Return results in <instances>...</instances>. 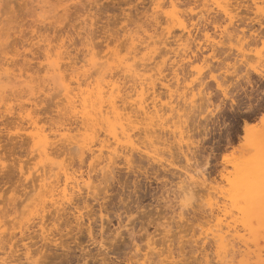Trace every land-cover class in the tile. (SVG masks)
<instances>
[{"label": "rangeland", "instance_id": "obj_1", "mask_svg": "<svg viewBox=\"0 0 264 264\" xmlns=\"http://www.w3.org/2000/svg\"><path fill=\"white\" fill-rule=\"evenodd\" d=\"M46 1L49 2L47 3L49 7L43 8L45 12L36 7H39L37 4L41 2L44 5ZM173 1L176 2L177 5H174L177 7L173 6ZM57 4V0H0V42L2 41L0 61L7 63L6 66L10 72L14 71L16 74L24 72L23 76L17 78L15 82L5 80L7 83L9 82V85L0 97V264H142L147 255L150 258L147 263L160 264V260L164 256L158 254L164 253L165 255L168 251H172L175 255L177 259V263L175 259V264H201L205 254L209 259L211 258L212 264H215L216 261L213 259L215 242L211 237H209L210 240L209 238L204 239L203 232H201L204 231L202 229L210 228V224L214 221H210L213 217L209 203L213 201L214 203L211 202L213 206L217 202L219 205L229 204L227 203L229 201L225 199L227 197L225 193L230 188L229 178H233L236 174L235 165L256 154L255 145L264 132V123L260 121L262 112H264V0H72L67 2L69 11L67 10L66 13L62 11L61 7L57 8ZM46 8L51 11L48 12ZM57 12L59 13L56 16ZM50 13L52 15L55 13L56 17H52ZM47 14L50 15L49 18L46 17ZM169 14H172L173 17ZM167 18L168 20H166ZM157 20L158 27L156 26ZM180 20L183 21V26L178 23ZM169 27L171 34L168 33ZM155 29L157 33H154ZM148 33L156 34L157 38L162 39L163 37V40H167V47L162 44L161 39L156 37L158 42L155 44L153 41L151 43L149 41L148 47L145 40L149 38ZM81 36H85L86 39H88L86 36H89L91 40L87 42ZM130 36L131 38L135 37V46L142 52L153 50L158 46L164 54L161 56L156 53L154 54L156 60L150 61L142 57L143 53L135 56V53L130 51L132 50L129 46L132 43ZM117 37L119 40L115 41ZM40 39L42 40L40 41ZM43 39H47V41L43 42ZM36 41L40 47L37 46ZM48 41H50L51 47L53 46L52 48L64 44L65 48L62 50L71 52L72 59L64 54L66 57L59 61L62 64L68 63L63 64L62 71L65 68L67 71H63V74L66 72L65 74H68L66 76L71 78H66L64 74V80L68 79L69 82H65L70 83L77 93L83 90L80 94L78 93L80 97L86 96L93 86L95 90L99 85H102L100 80L105 82V85H102L104 89L107 88L105 91L108 92L110 89L111 92V83L115 82V79L116 81L119 79V84L122 85L121 89L123 88V93L126 94L125 92H130V90L132 93L133 87L138 84L135 77H139L140 81H145L141 77H146L147 81L152 75L154 77L158 75L159 81L158 77H152L157 79L156 82L159 84H157V93L161 91L160 97L164 99V102H172V105L168 103V108L166 106L169 111H166L168 114L165 117L170 115L166 120H169V124L166 123L169 125H167V131L175 134L167 132V135L166 132H162L161 136L166 140L165 143L155 142V138L154 146L151 137L153 134L148 133L147 135L144 132L145 121L143 120V124L142 117H140L141 119L136 118V115H142L136 114L137 109L135 110L134 106L127 103L134 109L126 106V109L131 113L124 110L131 118H129V122L127 121V126L132 125L131 133L135 132V135L133 133L134 137L131 139L134 138L136 146L139 147L138 149H136L137 147L128 149L126 143L122 145V148L120 146V149L124 147V149H128V153L131 152L130 160L126 161L127 158L122 154L124 152H121L115 159V164L113 163L114 172L112 171L113 174H111L113 177L108 176L110 174L108 173L109 178L106 176V179L103 180V174H100L98 169L99 166L96 167L97 169L94 167L97 173L93 172L94 168L89 164L91 160L89 152L85 154L84 163L80 160L77 152L62 153V141H58V134L56 135L58 130L63 131L70 127L73 130L71 134L80 137L79 135L83 134L85 127L83 128L80 113L74 115L70 104L66 103L67 99L61 98L65 97L63 88L59 87L60 93L59 88L52 90L54 84L49 79L52 73H48L47 61L43 55L44 49L41 50V47H44L43 45ZM30 42H35V45L31 47ZM86 42L89 45H86ZM90 43L95 44V56L86 54L88 52L86 49L91 46ZM107 43L118 52V55L115 56L116 59L108 52ZM143 44L146 45L143 46ZM2 47L3 49H1ZM30 48L35 49L29 52ZM24 54H28L29 64L28 61H25ZM35 54L41 57L32 58ZM109 56L110 58H108ZM92 57L96 62L102 61V63L98 62L99 65L104 62V64L113 62L110 64H113L112 69L109 68L110 73L107 71L108 69L101 73L98 70L99 73H96L97 69L91 70L90 67L93 68L91 65L86 67L88 70H82L85 68L82 67V64L88 65ZM163 57L166 58L162 69L164 74H160L154 65L159 61L162 62ZM51 60L56 61V55H53ZM70 60L77 62L75 64L77 71H75L76 67L72 69L73 67L71 68L69 65L71 64ZM41 61L46 65L43 66ZM121 61L124 62L119 66L118 63ZM135 61L138 62L136 63L138 66L134 65L137 66L135 68H139L137 71L141 72V75L144 74L143 76H136L130 74L131 72L124 71L125 64H135ZM143 62H147V70H145L146 64L143 67ZM150 66L153 67H151L152 71ZM17 68L18 70H16ZM38 69L40 71H37ZM131 75L134 76V80ZM249 77L250 81L247 79ZM33 78H35L32 83L36 94L34 97H40L32 98V100H42L39 101L40 103L37 101L36 106L29 104L31 95L26 87L27 82ZM110 79L112 81H109ZM161 80H165L169 88H164L161 85ZM107 81L111 83L108 84ZM23 94L26 95L23 96ZM149 96L151 97L149 98ZM183 96L188 98L184 97L188 102H185ZM117 99L119 100L118 97ZM149 99L152 100V94H148V102H151ZM162 99L159 101L160 104ZM120 103L122 104L121 101ZM22 104L27 106L25 109L36 107L32 109V113H34L35 120L38 119L37 123H33L28 119V116L18 114ZM106 104L109 103L106 101ZM106 104H104L105 109L108 108ZM171 106L176 109L172 110ZM134 117L140 120H135ZM78 121L79 123H77ZM136 121L140 124L134 123ZM246 123L255 127L246 130ZM175 124L176 126H174ZM133 125L137 128H133ZM37 128L42 129L45 134L47 133L50 138L49 142L57 139L52 144L53 146L50 144L52 142L49 143L50 145L47 143L46 154L41 153L42 150H39V146L32 136ZM181 129L183 134L180 133ZM153 136L155 137V134ZM169 140L170 143H168ZM56 143L57 145L54 146ZM147 145L148 148H146ZM140 148H143L141 152H139ZM147 149L150 150L149 153L146 152ZM132 150L136 151L132 152ZM48 152L49 154H47ZM55 162L69 165L70 170H77L78 174L83 170L86 177L87 174H90L92 185L93 183L95 185L92 186L94 189L92 191L91 187L88 189L86 185L85 187L81 184L80 188L82 189L76 191L72 202H64L60 206V208L64 206L62 208H65V211L57 209L59 205L53 203L49 191H47L48 186H52L50 189L55 186V184L53 185L56 181L53 179L55 177L49 178L48 172L46 182L41 180L44 177L42 173L45 168H50ZM38 164H41L40 167ZM17 165L19 166L17 167ZM72 165L73 167H71ZM197 170L200 173L204 172L207 183L216 188L209 193L200 189L202 187L198 185L199 187L196 186V189L200 190L195 191V189V192H192L193 197L191 194L185 196L180 190V184L184 178L183 172L195 173L194 171L197 172ZM22 173L27 174L22 175ZM36 176L38 180L35 179ZM33 179L37 181L34 182ZM47 181L53 182L50 184ZM45 183L49 184L47 190ZM96 186L98 187L96 188ZM40 190H44L43 193ZM206 193L207 195H204ZM58 196L57 193L56 197ZM34 199H38V203ZM38 204L39 206H37ZM229 206L230 204L227 207L229 208ZM77 208L79 210L78 220L72 214ZM181 210L183 216H180ZM227 210L229 211V209ZM228 211V218L236 213L234 211L232 214ZM178 224L184 227L185 232H181L183 230ZM164 225L170 226L165 228ZM162 227L165 228V231ZM171 228V232H168ZM185 229L188 231L186 232ZM164 234L166 235L164 236ZM178 236L180 237L178 238ZM150 243H152V247L150 245L148 248ZM261 246H263V242ZM251 247L252 252L245 257L247 259L250 256L249 264H263L264 251L260 252L254 244H251ZM255 256L257 257L255 258ZM238 258L241 259V256ZM245 264H248L247 261Z\"/></svg>", "mask_w": 264, "mask_h": 264}, {"label": "bare ground", "instance_id": "obj_2", "mask_svg": "<svg viewBox=\"0 0 264 264\" xmlns=\"http://www.w3.org/2000/svg\"><path fill=\"white\" fill-rule=\"evenodd\" d=\"M39 1H42V0H39ZM68 1H72V0H57V8H59V7H61V9H62V11H64L65 13L67 12V10L69 11V9H68V5H67V2ZM79 1V0H78ZM172 1V0H171ZM39 3V2H38ZM47 3H49L48 1H46L45 3H44V5L42 4V2L40 3V4H37V5H39V7L38 6H36L37 8H40V9H42L43 11H44V7L45 6H48V4ZM86 3V2H85ZM42 4V5H41ZM70 4H72V3H70ZM70 4H69V6H70ZM75 4H77V3H75ZM160 4V3H159ZM173 6H175V5H177L176 4V2H174L173 1ZM175 4V5H174ZM41 5V6H40ZM73 5V4H72ZM158 5V4H157ZM161 5V4H160ZM49 7V6H48ZM88 7V6H87ZM157 7V6H156ZM160 7V6H159ZM162 7V6H161ZM175 7H177V6H175ZM47 9V8H46ZM45 9V10H46ZM85 9V8H84ZM89 9V8H88ZM38 10V9H37ZM83 10V9H82ZM47 11H48V9H47ZM46 11V12H47ZM50 11H51V9H50ZM50 11H48V12H50ZM54 11V10H53ZM88 11V10H87ZM42 12V11H41ZM45 12V11H44ZM58 13L59 12H57V14H56V16L58 15ZM142 13V12H141ZM168 13V12H167ZM51 14V13H50ZM55 13H53V15L51 14V16L52 17H54L55 15H54ZM146 14V13H145ZM68 15H69V13H68ZM42 16H43V14H42ZM50 16V15H49ZM49 16H48V14H47V16L46 17H48L49 18ZM55 16V17H56ZM63 16V15H62ZM145 16H147V15H145ZM169 16H172V14L170 15L169 14ZM177 16V15H176ZM176 16H174L175 18H176ZM179 16V15H178ZM45 17V18H46ZM64 17V16H63ZM173 17V16H172ZM148 18H149V16H148ZM47 19V18H46ZM152 19V18H151ZM156 19V17L154 18V20ZM158 19V18H157ZM174 19V18H173ZM159 20V19H158ZM158 20H157V23H156V26H157V24H158ZM166 20H168V18L166 19ZM178 20V19H177ZM60 21V20H59ZM151 21V20H150ZM56 22V21H55ZM44 23H46V22H44ZM53 23V22H52ZM178 23L181 25L182 24V26L184 25L183 24V21H178ZM60 24V23H59ZM88 24V23H87ZM3 27V26H2ZM152 27V26H151ZM158 27V26H157ZM82 28V27H81ZM150 28V27H149ZM1 29V28H0ZM91 29V28H90ZM157 29V28H156ZM155 29V31H154V33L157 31ZM86 30V29H85ZM84 30V31H85ZM94 30V29H93ZM4 31H6V30H4ZM37 31H38V29H37ZM40 31V30H39ZM150 31V30H149ZM7 32V31H6ZM93 32V31H92ZM151 32H152V30H151ZM165 32V31H164ZM8 33V32H7ZM37 33V32H36ZM154 33H152V34H150V33H148L149 35H147L149 38L148 39H145L146 40V42H147V46L148 45H150L149 44V41H150V43L153 41L155 44L158 42V38L159 39H161L160 37H158L157 38V35L156 34H154ZM157 33V32H156ZM159 33V32H158ZM167 33V32H166ZM168 33L169 34H171V29H170V27H169V31H168ZM91 34V33H90ZM93 34V33H92ZM127 34V33H126ZM36 34L34 33V36H35ZM88 35V34H87ZM124 35H125V33H124ZM129 35V34H128ZM134 35V34H133ZM160 35V34H159ZM158 35V36H159ZM39 36V35H38ZM41 36V35H40ZM117 36H118V34H117ZM122 36V35H121ZM126 36V35H125ZM124 36V37H125ZM138 36V35H137ZM161 36V35H160ZM164 36V35H163ZM37 36H35V38H36ZM69 37H71V36H69ZM82 37V36H81ZM88 39H86L85 38V36L84 37H82V38H85L86 40H87V42H88V40H91V39H89V36H86ZM92 37V36H91ZM126 37H128V36H126ZM157 39H156V38ZM5 38V37H4ZM43 38H46V37H43ZM118 38V39H117ZM117 38H115V41L116 40H119V37H117ZM139 37H137V39H138ZM33 39H34V37H33ZM32 39V40H33ZM48 39V38H47ZM47 39H43V42L44 41H47ZM71 39V38H70ZM128 39V38H127ZM126 39V40H127ZM130 39L132 40V43H130V45L129 46H131V48H132V50H130V51H132V52H134L135 53V56L136 55H139V54H141L142 55V53H143V56L142 57H144L145 59H147L148 61H150V60H154L155 59V57L156 56H154V54H158V55H161L162 56V54H164V53H162L163 52V50L161 49L160 50V48L158 47V46H156L155 47V49H153V50H150V51H148L147 50V52H142V50H140V48H137V46H135L136 44H135V37L133 36V38H131V36H130ZM142 39V38H141ZM140 39V40H141ZM164 39H165V36H164ZM1 40V39H0ZM3 40V39H2ZM31 40V41H32ZM39 40V39H38ZM42 39H40V41H41ZM125 40V39H124ZM125 40V41H126ZM131 40H130V42H131ZM144 40V39H143ZM143 40H141V41H143ZM84 41V40H83ZM129 41V40H128ZM138 41H139V39H138ZM138 41H137V43H138ZM160 41V40H159ZM2 42V41H1ZM1 42H0V44H1ZM85 42V41H84ZM86 42V43H87ZM109 42V41H108ZM140 42V41H139ZM145 42V41H144ZM143 42V43H144ZM161 42H162V44L164 45V46H166L167 47V40H163V37H162V39H161ZM36 43H37V41H36ZM74 43V42H73ZM30 44V46L32 47L33 45H35V42L34 43H32V42H30L29 43ZM38 44V43H37ZM91 44V46H89L86 50L88 51L86 54L87 55H90V54H92V55H94L95 54V44L94 43H90ZM93 44V45H92ZM140 44H142V43H140ZM40 44H38L37 46H39ZM86 45H89V43H87ZM144 45H146V44H143V46ZM1 46V45H0ZM3 46V45H2ZM27 46V45H26ZM44 47H41V50L42 49H44V53H43V55H44V58H45V60L47 61L46 62V64H47V70H48V73L50 72V73H52V76H51V78H49V79H51L52 80V82L51 83H53L54 84V87L53 86H51V87H53V89L52 90H56V88H59V87H61V89L63 90V92H64V95H65V97L63 98V97H61L62 99H67V101H66V103L68 102L69 104H70V106H71V108H72V113L74 114V115H77V113H80V116H81V120H82V123H83V128L85 127V131L83 132V134L82 135H79L80 137H78V136H76L75 134H71V131H73L72 130V128H70V127H68V128H66V129H64L63 131L62 130H58V132L56 133V135L58 134V141H62V143H61V148L63 147V150H61V152L62 153H66L67 152V154L68 153H71L72 154V151H74V152H77L78 153V155H79V158H80V160H82V162L84 163V158L86 157L85 156V154L86 153H88L89 152V157H90V166H92L93 168L95 167H98L99 166V171H100V174H103V180H104V178L107 176V174L108 173H110V174H108V176H110L111 174H113L112 173V171L114 172V167H113V165L115 164V159L121 154V152H124V153H122L126 158H127V160L126 161H128V160H130L129 158H130V154H131V152H129L128 153V149H135L137 146H136V144H135V142H134V138H133V140L131 139L132 137H134V136H132V134L134 133V135H135V132H132L131 133V126H127V121L129 120V118H130V116L128 115L127 116V113L126 112H124V110L126 109V106H128V107H130V105L129 104H127V103H130L131 104V106H134L135 107V110H136V114H141L142 116H137L136 114V118L137 117H142V123H143V120L145 121V124H146V127L144 128L145 129V133H147V135H148V133H152L153 135L155 134V137L152 135H150L151 137H152V139H153V145L155 144V142L157 141V142H164L165 143V139H163V137L161 136V133L162 132H166V134H167V132H169V130L167 131V129H168V124H169V120L168 121H166L167 120V118L169 119V117L168 116H170V115H168L167 117H165V115H167L168 113H166V111L168 110V109H166V106L168 105V101H166V102H164V99H162V97H160L161 96V91H159L158 93H157V79H154V78H156V77H158V75L157 76H153L152 75V77H154V78H152V77H150V79L149 80H147L146 81V77L145 78H142L141 77V79H144L145 81H140L138 78L139 77H135V78H137V80H138V84L137 85H135L134 87H133V90H132V93H131V90H130V92H125L126 94H124L123 93V88L121 89V87H122V85L121 84H119V79L116 81V79L114 80L115 82H110L111 83V92H110V89H109V93L108 92H106L105 90L107 89V88H105L104 89V85H105V82L104 81H102V80H100L101 82H103V83H101L100 82V84H104L103 86L102 85H99L95 90H94V86L92 87L93 89L92 90H90L89 92H87L88 94L86 95V96H82V97H80V96H78L83 90L82 89H80V90H82L79 94L77 93V91H74V89H73V87H71L70 86V83H66L67 81L69 82V80L67 79V80H64V74L66 73H64L63 74V71H65L66 69L64 68V70L62 71V67H63V64L64 63H66V64H68L67 62H64L63 64L59 61L60 59L61 60H63L66 56L64 55V54H66L67 55V57L68 58H70V59H72V54H71V52L70 51H67V50H65V49H63L62 50V48H65L64 46V44H61L60 46H57V47H54V48H52L51 47V45H50V41H48L45 45H43ZM83 46V45H82ZM36 47V46H35ZM40 47V46H39ZM38 47V48H39ZM84 47V46H83ZM106 47H107V50H108V52L109 53H111V56H113L114 55V57L115 56H117L118 55V52L115 50V48H113V47H111L110 45H109V43H107L106 44ZM149 47V46H148ZM5 48V47H4ZM67 48V47H66ZM128 48H130V47H128ZM145 48V47H144ZM1 49H3V47L1 48ZM8 49V48H7ZM35 49V48H34ZM34 49H32V48H30V51L29 52H32V50H34ZM68 49V48H67ZM85 49V48H84ZM96 50H97V48H96ZM146 50V49H145ZM160 50V51H159ZM11 51V50H10ZM98 51V50H97ZM96 51V52H97ZM7 52V51H6ZM16 52V51H15ZM34 52V51H33ZM35 52H37V51H35ZM34 52V53H35ZM66 52V53H65ZM131 52V53H132ZM20 54H22V52H19ZM34 53L32 54V55H34ZM16 54V53H15ZM19 54V55H20ZM29 54V53H28ZM28 54H24V59H25V61H28V59H29V57L27 56ZM133 54V53H132ZM165 54H166V52H165ZM1 55V54H0ZM53 55H56V61H52L51 59H52V57H53ZM97 55V54H96ZM38 57V56H40V55H37V54H35V56L34 57H32V58H35V57ZM86 56V55H85ZM95 56V55H94ZM103 57H104V55H102ZM105 56H106V54H105ZM41 57V56H40ZM119 57V56H118ZM122 57V56H121ZM126 58H128V56H125ZM159 57V56H158ZM39 58V57H38ZM108 58H110V56L108 57ZM113 57H111V59H112ZM139 58V57H138ZM141 58V57H140ZM139 58V59H140ZM23 59V60H24ZM74 59V58H73ZM88 59V58H87ZM110 59V60H111ZM114 59V58H113ZM115 59H116V57H115ZM122 59V58H121ZM124 59V58H123ZM142 59V58H141ZM16 60V59H15ZM66 60V59H65ZM86 60V59H85ZM131 60H133L132 58H131ZM146 60V61H147ZM156 60V59H155ZM160 60V59H159ZM159 60H157V61H159ZM75 61H77L76 59H75ZM75 61H73V60H70V63L71 64H69L70 66H71V68L72 69H74V67H76L77 65H75V64H77V62H75ZM87 61H89V59L87 60ZM105 61V60H104ZM103 61V62H104ZM108 61V60H107ZM117 61V60H116ZM129 61V60H128ZM165 61H166V58H164L163 57V60H162V62H157V63H155L156 65H154V68L156 67L157 68V70H158V72L160 73V74H164L162 71V69H163V64L165 63ZM8 62V61H7ZM98 62H100V61H98ZM98 62H96V60H95V58L94 57H92L91 58V62L88 64V65H86V64H82L83 66L82 67H85V68H83L82 70H88L86 67L87 66H89V65H91L93 68H91L90 66V69L92 70H96V71H100V73L102 72V71H104V70H107L108 72H109V68H111L112 69V66H113V64L112 65H110L111 63H113V62H110V64H109V62H107L106 64H98ZM115 62V61H114ZM122 62H124V61H121V62H119L118 63V65L121 63L122 64ZM127 62V61H126ZM125 62V63H126ZM156 62V61H155ZM14 63V62H13ZM26 63V62H25ZM39 63V62H38ZM43 66L44 65H46V64H44V62H40ZM85 63H87L86 61H85ZM100 63H102V61L100 62ZM135 64H125V66H123L124 67V71H127V72H131L130 74H135L136 76H143V75H141L140 73L141 72H138L139 70V68L138 69H136L137 68V64L136 63H138L137 61H135L134 62ZM147 62H143V67L145 66V64H146ZM6 64L7 63H3V62H1L0 61V97H2L1 95L5 92V90H6V88H7V86L9 85L8 83L9 82H12V81H16V79L18 78L19 79V77H22L23 76V73L22 72H19V73H15L14 71L13 72H10L9 71V69H8V67L6 66ZM28 64H29V61H28ZM27 64V65H28ZM116 64V63H115ZM141 64V63H140ZM153 64V63H152ZM69 65H67V66H69ZM99 65V66H98ZM134 65H137V66H134ZM69 66V67H70ZM96 66H98V67H96ZM111 66V67H110ZM120 66V65H119ZM153 66V65H152ZM152 66H150V70H151V67ZM25 67V66H24ZM81 67V66H80ZM79 67V68H80ZM94 67H96L95 69H94ZM136 67V68H135ZM142 67V68H143ZM146 69L145 70H147V64H146ZM22 68V67H21ZM29 68H31V67H29ZM153 68V67H152ZM155 68V69H156ZM32 69H33V67H32ZM42 69V68H41ZM70 69V68H69ZM68 69V70H69ZM16 70H18V68L16 69ZM24 70H26V68H24ZM81 70V71H82ZM119 70V69H118ZM122 70H123V68H122ZM138 70V71H137ZM141 70V69H140ZM154 70V69H153ZM156 70V71H157ZM37 71H40L39 69L37 70ZM67 71V70H66ZM74 71V70H73ZM75 71H77V67H76V70ZM74 71V72H75ZM83 71V72H84ZM95 71V72H96ZM99 71L98 72H96V73H99ZM106 71V72H107ZM143 72H145L144 70H142ZM152 71V70H151ZM155 71V70H154ZM68 72H70V71H68ZM74 72H72V73H74ZM79 72V71H78ZM112 72V71H111ZM126 72V73H127ZM79 73H81V74H83L82 72H79ZM105 73V72H104ZM110 73V72H109ZM146 73V72H145ZM154 73V72H153ZM157 73V72H156ZM158 73V74H159ZM78 73H76V75H77ZM103 74V73H102ZM121 74V73H120ZM151 74H152V72H151ZM150 74V75H151ZM261 74V73H260ZM66 75H68V74H65V77L67 78L68 76H66ZM71 75V74H70ZM90 75V74H89ZM92 75V74H91ZM99 75V74H98ZM116 75V74H115ZM126 75V74H125ZM78 76V75H77ZM93 76V75H92ZM100 76H101V74H100ZM105 76H106V74H105ZM114 76V75H113ZM127 76H128V74H127ZM130 76V75H129ZM147 76V75H146ZM160 76V75H159ZM165 76V75H164ZM163 76V77H164ZM28 77V76H27ZM70 77V76H69ZM68 77V78H69ZM73 77V76H72ZM134 77V76H133ZM132 77V75H131V78L134 80L135 78H133ZM248 77V76H247ZM11 78H14V79H11ZM36 78V77H35ZM35 78H33V80H31V81H29V82H27V85H26V87L28 88L27 90L29 91V94L31 95V97H30V103L29 102H27V103H29V104H31L32 106H36L37 105V103L40 101L39 99L38 100H32V98H35V99H37V97H40V96H36V97H34V95H36L35 94V92H34V90H35V87H34V85H33V81H34V79ZM65 78V79H66ZM71 78V77H70ZM74 78V77H73ZM80 78V77H79ZM81 78H82V76H81ZM103 78H105V77H103ZM102 78V79H103ZM118 78V77H117ZM162 78V77H161ZM8 80L9 82L7 83L5 80ZM37 79V78H36ZM49 79H48V81H49ZM84 79H87V78H84ZM101 79V78H100ZM109 79V78H108ZM131 79V80H132ZM147 79H148V76H147ZM165 79V78H164ZM247 79H249L248 81H250V77L249 78H247ZM74 80V79H73ZM81 80V79H80ZM104 80V79H103ZM132 80V81H133ZM136 80V81H137ZM17 81H19V80H17ZM66 81V82H65ZM95 81V80H94ZM109 81H112L111 79L109 80ZM130 81V80H129ZM158 81H159V77H158ZM125 82V81H124ZM123 82V83H124ZM42 83V82H41ZM48 83V82H47ZM50 83V84H51ZM78 83V82H77ZM79 83H81L80 81H79ZM84 83V82H83ZM107 83H108V81H107ZM110 83H108V84H110ZM135 83V82H134ZM161 85H163L164 86V88H169V85H168V83H166L165 82V80L164 81H162L161 80ZM251 83V82H250ZM44 84V83H43ZM43 84H41L42 86H43ZM87 84H90V83H87ZM92 85L94 84L93 82L91 83ZM136 84V83H135ZM19 85V84H18ZM47 85V84H46ZM79 85H81V84H79ZM79 85H77V86H79ZM121 85V86H120ZM126 85V84H125ZM159 85V84H158ZM44 86H45V84H44ZM43 86V87H44ZM75 86V85H74ZM96 86V85H95ZM25 88V87H24ZM45 88H47V87H45ZM78 88V87H77ZM89 88H91V87H89ZM43 89V88H42ZM79 89V88H78ZM86 89H88V88H86ZM85 89V90H86ZM16 90V89H15ZM14 90V91H15ZM21 90V89H20ZM23 90V89H22ZM25 90H26V88H25ZM38 90V89H37ZM36 90V91H37ZM48 90V89H47ZM84 90V91H85ZM167 90H169V89H167ZM10 91V90H9ZM28 91L26 92V93H28ZM50 91V90H49ZM59 93L61 92V90H60V88H59ZM79 91V90H78ZM8 92V91H7ZM17 92V91H16ZM24 92V93H25ZM39 92H41V91H39ZM20 93V92H19ZM37 93V92H36ZM48 93V92H47ZM58 93V94H59ZM163 93V92H162ZM12 94V93H11ZM42 94H44V93H42ZM49 94V93H48ZM148 94H152V100H150L151 102H148ZM185 94V96H186V93H184ZM19 95V94H18ZM24 95H26V94H23V96ZM28 95V94H27ZM52 95V94H51ZM106 95L108 96V98L106 99ZM6 96V95H5ZM54 96V95H53ZM60 96V95H59ZM185 96H183V98L185 97ZM9 97H10V95H9ZM21 97H22V94H21ZM45 97H46V95H45ZM56 97V96H55ZM79 97H80V99H79ZM117 97L119 98V100L117 99ZM151 96H149V98H150ZM182 97V96H181ZM164 98V97H163ZM185 98H187V97H185ZM184 98V100H185V102L187 101L188 102V98L187 99H185ZM1 99V98H0ZM6 99V98H5ZM7 99H8V97H7ZM6 99V100H7ZM161 99L163 100L162 101V103L160 104L159 103V101H161ZM173 99V98H172ZM5 101V100H4ZM38 101V102H37ZM42 101V100H41ZM40 101V102H41ZM106 101H107V103H109V104H106ZM119 101V102H118ZM120 101L122 102V104L120 103ZM170 101V100H169ZM39 102V103H40ZM191 102H194V101H192L191 100ZM18 103V102H17ZM67 103V104H68ZM120 103V104H119ZM172 103V102H171ZM171 103H169V104H171ZM25 104V103H24ZM24 104H22L23 106L21 107V111H19L18 112V114H20L21 116H28L27 118L28 119H30V120H32V122L34 123H37V120L38 119H36L35 120V118L33 117L34 115V113H32L33 112V110L32 109H35L34 107L31 109V107L30 108H28V109H25L27 106H25ZM67 104H66V106H67ZM104 104H106L107 106H108V108L107 109H105L104 108ZM17 105V104H16ZM27 105V104H26ZM30 105V106H31ZM63 105H65V104H63ZM172 105V104H171ZM20 106V105H19ZM59 106V105H58ZM175 106V105H174ZM174 106H171V109L172 110H174ZM13 107V106H12ZM63 107V106H62ZM133 107V108H134ZM169 106H167V108H168ZM63 108H65V107H63ZM68 108H70V107H68ZM70 108V109H71ZM131 108V107H130ZM132 109V108H131ZM170 109V108H169ZM171 109H170V112H171ZM176 109V108H175ZM20 110V109H19ZM32 110V111H31ZM39 110V109H38ZM68 110V109H67ZM66 110V111H67ZM127 110V112L129 113H131V111H128V109H126ZM132 110H134V109H132ZM71 111V110H70ZM169 111V110H168ZM65 112V111H64ZM37 113V112H36ZM172 113V112H171ZM174 113V112H173ZM263 113V115H262V117H261V122L262 123H264V112H262ZM6 114V113H5ZM72 114V115H73ZM133 114V113H132ZM132 114H130L131 116H132ZM7 115V114H6ZM9 115V114H8ZM19 115V116H20ZM36 115V114H35ZM39 115V114H38ZM69 115H71V114H69ZM18 116V115H17ZM20 116V117H21ZM37 116V115H36ZM78 116H79V114H78ZM179 116H181V115H179ZM8 117V116H7ZM72 117V116H71ZM74 117V116H73ZM22 118V117H21ZM78 118V117H77ZM135 118V117H134ZM135 118V120H140L139 118L138 119H136ZM181 118V117H180ZM26 119V118H25ZM68 119V118H67ZM76 119V118H75ZM131 119V118H130ZM30 120H28V121H30ZM70 120V119H69ZM68 120V121H69ZM132 120H133V118H132ZM27 121V122H28ZM131 121V120H130ZM32 122H31V124H32ZM129 122V121H128ZM168 122V124H166ZM181 122V121H180ZM179 122V123H180ZM77 123H79V121L77 122ZM81 123V124H82ZM134 123H139L140 124V122H134ZM174 123H176V122H174ZM178 123V122H177ZM176 123V124H177ZM39 124V123H38ZM138 124V125H139ZM144 124V123H143ZM176 124L174 125V126H176ZM37 125V124H36ZM60 125V124H59ZM58 125V126H59ZM63 125H64V123H63ZM62 125V126H63ZM137 125V126H138ZM142 125V124H141ZM168 125V126H167ZM33 126H35V125H33ZM39 126H40V124H39ZM61 126V125H60ZM80 126V125H79ZM170 126H171V124H170ZM178 126V125H177ZM40 127H42V125L40 126ZM66 127V126H65ZM135 126L133 125V128H134ZM142 127V126H141ZM141 127H139V128H141ZM255 126H253L252 124H248V123H246L245 124V128H246V130H249V129H252V128H254ZM45 128V127H44ZM53 128V127H52ZM135 128H137V127H135ZM143 128V127H142ZM171 128V127H170ZM169 128V129H170ZM176 128V127H175ZM182 128V127H181ZM36 129V128H35ZM55 129V128H54ZM58 129V128H57ZM60 129V128H59ZM179 129V128H178ZM80 130V129H79ZM136 130V129H135ZM134 130V131H135ZM140 130V129H139ZM143 130V129H142ZM171 130V129H170ZM172 130H174V128H172ZM182 130V129H181ZM174 131H176V132H178L177 130H174ZM251 131V130H250ZM46 132V131H45ZM143 132V133H144ZM171 132V131H170ZM169 132V133H170ZM183 132V130L180 132V133H182ZM55 133H53V134H55ZM73 133H75V132H73ZM172 134L174 133V132H171ZM260 133V132H259ZM258 133V134H259ZM263 133V135H261L260 136V138L257 140V143H256V145H255V148H256V154L253 156V157H251V158H249V159H247V160H244L243 162H240V163H236L237 165H235L236 166V174H234L235 176L233 177V178H229V183H230V188H229V190L228 191H226L227 193H225V194H227V197L226 196H223V197H226L225 199H227L229 202H227V203H229L230 204V206H229V208L227 207L228 205L227 204H222L221 202V204L222 205H219L218 203L219 202H215L216 203V205H218L217 207H216V205L215 206H213V204L211 203V202H213V201H211L210 203H209V206H210V211H211V215H212V217H213V219L211 218V220L210 221H216L215 223H213L212 222V224H210V228H206V229H202V230H204V231H201V232H203V235H204V239H206V238H209V237H211V238H213V240H214V242H215V246H216V248H215V253H214V256H213V259L216 261V263L215 264H237V263H239V264H245V262L247 261V263L249 264V259L248 258H250V256L246 259L245 257L247 256V255H249L250 254V252H252L251 250V244L253 245H256L257 247H258V250L261 252L262 250L264 251V132H262ZM50 134V133H49ZM103 134V135H102ZM141 134V133H140ZM175 134V133H174ZM183 134V133H182ZM261 134V133H260ZM29 135H31V134H29ZM28 135V136H29ZM56 135H54V137H56ZM168 135V134H167ZM170 135V134H169ZM181 135V134H180ZM32 136H33V138L36 140V143H37V145L39 146V150L41 151L42 150V152L41 153H45L46 154V152H47V147H48V145H47V143L49 144L50 142H52V141H50L49 142V136L47 135V133L45 134L44 133V131L42 130V129H38L37 128V131L35 132V133H33L32 134ZM145 137H146V135H144ZM149 136V137H150ZM172 136H174V135H172ZM171 136V137H172ZM143 137V136H142ZM148 137V136H147ZM148 137V138H149ZM154 137V138H153ZM175 137H176V135H175ZM178 137V136H177ZM32 138V137H31ZM157 140H156V139ZM181 138V137H180ZM255 138V137H254ZM28 139H29V137H28ZM138 139H139V137H138ZM143 139V138H142ZM154 139H155V142H154ZM166 139H168V138H166ZM170 139V138H169ZM177 139V138H176ZM179 139V138H178ZM177 139V140H178ZM256 139V138H255ZM55 140H57V139H55ZM55 140L52 142V143H50L51 145L52 144H54V142H55ZM113 140V141H112ZM144 140V139H143ZM146 140H148V139H146ZM141 141V140H140ZM252 141H253V139H252ZM144 142V141H143ZM147 142V141H146ZM146 142H145V145H146ZM149 142V141H148ZM114 143V144H113ZM126 143V145H127V148L128 149H124V147H123V149H120V146H121V148H122V145H124ZM163 143V144H164ZM168 143H170V140H169V142ZM49 144V145H50ZM31 145V144H30ZM57 145V143L54 145V146H56ZM137 145H139L138 143H137ZM160 145V144H159ZM53 146V145H52ZM155 146V145H154ZM165 146V145H164ZM139 147V146H138ZM138 147L136 148V149H138ZM141 147V146H140ZM149 146L147 145V147L146 148H148ZM41 148V149H40ZM56 148V147H55ZM58 149H59V147H58ZM143 149V148H142ZM142 149L140 148V151L139 152H141L142 151ZM150 149V148H149ZM251 150H252V148H250ZM52 150H53V148H52ZM55 151V150H54ZM127 151V152H126ZM134 150H132V152H133ZM136 151V150H135ZM134 151V152H135ZM146 151V150H145ZM59 152H60V150H59ZM147 153H149L150 152V150L148 151V149H147V151H146ZM145 152V153H146ZM157 152V151H156ZM37 153V152H36ZM146 153V154H147ZM154 153V152H153ZM47 154H49V152L47 153ZM156 154V153H155ZM159 154V153H158ZM60 155H62V154H60ZM133 155V154H132ZM35 156H37V155H35ZM71 156V155H70ZM77 156V155H76ZM88 156V155H87ZM123 156V157H124ZM188 156V155H187ZM59 157V156H58ZM55 158V157H54ZM71 158V157H70ZM78 158V157H77ZM132 158V157H131ZM52 159V158H51ZM46 160V159H45ZM67 160V159H66ZM89 160V159H88ZM187 160H190L189 158H187ZM36 161H38V160H36ZM44 161V160H43ZM56 161H57V159H56ZM65 161V160H64ZM73 161V160H72ZM70 162V161H69ZM79 162H81V161H79ZM129 162V161H128ZM47 163H48V161H47ZM74 163V162H73ZM114 163V164H113ZM51 164V163H50ZM68 164V163H67ZM72 164V163H71ZM39 165H41V164H38V166ZM76 165V164H75ZM111 165H112V167H111ZM19 165H17V167H18ZM69 166V165H68ZM66 164H64V163H57V162H55V163H53L51 166H50V168L48 169V171H47V169L45 168V170H44V172L42 173V176H44L41 180L42 181H44V182H46L45 180L48 178V176H47V174H48V172H49V178H51V177H55V178H53V179H55L56 181H54L55 183H53V185L55 184V186H53V188L52 189H50V186H48L46 183H45V185H46V190H47V186L49 187L48 188V190L47 191H49V195L51 196V200H53V203L55 204V205H59L58 206V210L60 211L61 209H65V208H62V207H64V206H62L61 208H60V206L61 205H63L64 204V202L66 203V202H72V199H73V197H74V195L76 194V191L78 190V191H81L80 189H82V188H80L81 187V184L83 185V186H87V188L89 189L90 187V189H92V191L94 190L93 188H92V186L94 185V183H93V185H92V176L90 175V174H87V177L85 176V172L83 173L81 170V173L80 174H78L77 173V170H73V171H71L70 170V167H68ZM40 167V166H39ZM71 167H73V165L71 166ZM92 167H90L91 169H92ZM16 168V167H15ZM33 168V167H32ZM78 168V167H77ZM94 168V171L93 172H96V169ZM12 169V168H11ZM24 169V168H23ZM89 169V168H88ZM188 170H190V169H188ZM195 170V169H194ZM19 171V170H18ZM23 172V171H22ZM25 172V171H24ZM79 172V171H78ZM92 172V171H91ZM195 173H193V172H191V171H186V172H183L184 173V178L182 179V183L180 184V190H181V193H183L185 196L187 195H189V194H191L192 195V197L194 196L193 195V191L196 189V186H198V185H200V187H202V188H200V189H204V190H206L207 192H209V193H211V192H213L212 190H214L216 187H214L213 185H209L208 183H207V178L205 177L206 175H204V172L202 173H200V172H198V170H197V172L196 171H194ZM97 173V172H96ZM19 174V173H18ZM25 174H27V173H22V175H25ZM32 175H33V173H32ZM35 176V175H34ZM38 176V178H39V174L37 175ZM37 176H36V178L35 179H37ZM106 177V178H109V177ZM112 176V175H111ZM110 176V177H111ZM94 177V176H93ZM113 177V176H112ZM34 178V177H33ZM98 178V177H97ZM105 178V179H106ZM21 179V178H20ZM24 179V178H23ZM23 179H21V180H23ZM38 180V179H37ZM37 180H35V181H37ZM31 181V180H30ZM33 181H34V179H33ZM34 181V182H35ZM105 181H107L108 182V180H105ZM27 182H28V180H27ZM51 182H53V181H47V183H50L51 184ZM90 183H91V185H90ZM106 183V182H105ZM210 183V182H209ZM38 185V184H37ZM44 185V184H43ZM42 185V186H43ZM85 186V187H86ZM95 186V185H94ZM93 186V187H94ZM37 187H39V186H37ZM52 187V186H51ZM98 186H96V188H97ZM199 187V186H198ZM42 187H40V189H41ZM44 188V187H43ZM35 189V188H34ZM33 189V190H34ZM37 189V188H36ZM44 189V190H45ZM199 188H197L195 191H197V190H200ZM42 190V189H41ZM40 190V191H41ZM43 190V191H44ZM43 191H41L42 193H43ZM46 191V192H47ZM91 191V192H92ZM194 191V192H195ZM217 192V191H216ZM216 192H214V193H216ZM223 192V191H222ZM40 193V192H39ZM41 193V194H42ZM57 193H58V197H56V195H57ZM90 193V192H89ZM221 193V192H220ZM183 194H181V195H183ZM213 194V193H212ZM224 194V195H225ZM49 195H47L48 197H49ZM204 195H207V193L206 194H204ZM39 196H41V195H39ZM213 196V195H212ZM42 197V196H41ZM76 197H77V195H76ZM75 197V198H76ZM177 197V196H176ZM191 197V198H192ZM44 198V197H43ZM50 198V197H49ZM211 198V197H210ZM209 198V199H210ZM213 198V197H212ZM215 198V197H214ZM213 198V199H214ZM41 199V198H40ZM176 199V198H175ZM217 199V198H216ZM35 200V199H34ZM34 200H33V203H34ZM38 199H36L35 201H37ZM42 200V199H41ZM223 200V199H222ZM221 200V201H222ZM219 201V200H218ZM39 202H40V200H39ZM49 202H51V201H49ZM225 202H226V200H225ZM37 203H38V201H37ZM214 203V202H213ZM40 204V203H39ZM39 204L37 205V206H39ZM53 204V205H54ZM207 204V203H206ZM66 205V204H65ZM183 206V205H182ZM181 206V207H182ZM78 207V206H77ZM171 207V206H170ZM180 207V208H181ZM216 207V208H215ZM38 208V207H37ZM45 208V207H44ZM71 208V207H70ZM233 210V209H235L234 211L237 213H234L233 214V212L234 211H232L231 209ZM56 209V210H57ZM227 209H229V211L233 214V215H236L235 217L233 216V215H231V217L229 216V218H228V213H227ZM58 210H57V212H58ZM227 210V211H226ZM65 211V210H64ZM73 211V210H72ZM186 211V210H185ZM184 211V212H185ZM228 211V212H229ZM182 212V210L179 212L181 215L180 216H183V214L181 213ZM183 212V213H184ZM229 212V213H230ZM81 213V212H80ZM72 214L77 218V220L79 219V210H78V208L75 210V211H73L72 212ZM177 214V213H176ZM81 215V214H80ZM73 216V217H74ZM179 216V217H180ZM211 217V216H210ZM75 218V219H76ZM81 218V217H80ZM181 219H182V217H180ZM230 218H232V219H230ZM183 221H185V220H183ZM209 221V223H211ZM179 222V221H178ZM78 223V222H77ZM181 224H182V222H181ZM171 225V224H170ZM169 225V226H170ZM177 225V224H176ZM175 225V226H176ZM179 225V224H178ZM184 225V224H183ZM168 226V225H167ZM167 226H165L164 225V227L165 228H168ZM179 226H181V225H179ZM163 228V227H162ZM165 228H163V230L165 231ZM181 228H182V230H183V228L184 227H182L181 226ZM161 229V228H160ZM159 229V230H160ZM158 230V229H157ZM170 230H172V228L171 229H169L168 230V232H171ZM177 230H178V228H177ZM186 230V229H185ZM161 231V230H160ZM181 231V230H180ZM188 230H186V232H187ZM181 232H185L184 230L183 231H181ZM180 232V234H182ZM92 233V232H91ZM162 233V232H161ZM160 233V234H161ZM175 233H177V232H175ZM163 234V233H162ZM201 234V233H200ZM247 234H249L248 236H247ZM166 234H164V236H165ZM170 235V234H169ZM173 235V234H172ZM171 235V236H172ZM187 235V234H186ZM149 236H150V234H149ZM182 236V235H181ZM246 236V237H245ZM47 236H45V238H46ZM170 237V236H169ZM180 236H178V238H179ZM194 237V236H193ZM203 237V236H202ZM10 238H12L11 236H10ZM147 238V237H146ZM47 239V238H46ZM164 239V238H163ZM196 239V238H195ZM203 239V240H204ZM165 240V239H164ZM207 240V239H206ZM209 240H210V238H209ZM195 241V240H194ZM201 240H199V242H200ZM172 242V241H171ZM183 243L185 242V241H182ZM202 242V241H201ZM263 242V246H261V243ZM173 243V242H172ZM182 243V244H183ZM202 243H204V242H202ZM152 243H150L149 244V246H148V248L150 247V245H151ZM163 244V243H162ZM181 244V245H182ZM160 245V244H159ZM199 245V244H198ZM157 246V245H156ZM165 246V245H164ZM170 246H171V244H170ZM183 246V245H182ZM181 246V247H182ZM151 247H152V245H151ZM172 247V246H171ZM164 248H166V247H164ZM198 248V247H197ZM200 248V247H199ZM168 249V248H167ZM253 249H255V248H253ZM149 250V249H148ZM151 250H152V248H151ZM150 250V251H151ZM162 250V249H161ZM171 250V249H170ZM256 251H257V249H256ZM262 251V252H263ZM164 252H165V250H164ZM146 253H148V254H150L149 252H146ZM153 253V252H152ZM156 253V252H155ZM161 253V252H160ZM174 253H175V251H174ZM255 253V252H254ZM204 254V253H203ZM146 255V254H145ZM158 255H163L164 257L160 260V264H173V261H174V264H175V255L173 254V252L172 251H168V253L167 254H165L164 255V253H161V254H158ZM176 256H177V254H176ZM204 256V255H203ZM238 256H241V259L240 258H238ZM258 256V255H257ZM257 256H255V258L257 257ZM262 256V255H261ZM264 256V255H263ZM150 257V256H149ZM159 257V256H158ZM178 257V256H177ZM182 258V257H181ZM180 258V259H181ZM203 258V260H202V262H201V264H212V262H211V258L209 259L208 258V256H207V254H205V256L204 257H202ZM238 258V259H237ZM150 258H148V255H147V257H144V261H143V263L142 264H153V263H147V261L149 260ZM153 259V258H152ZM236 259H237V261H236ZM179 260V259H178ZM183 260V259H182ZM253 260H255V259H253ZM159 261V260H158ZM181 261V260H180ZM214 261V262H215ZM251 261V260H250ZM153 262V261H152ZM199 262H200V260H199ZM252 262V261H251ZM176 263H177V259H176ZM255 263V262H254ZM159 264V263H158ZM252 264V263H251ZM260 264H262V263H260ZM264 264V263H263Z\"/></svg>", "mask_w": 264, "mask_h": 264}]
</instances>
